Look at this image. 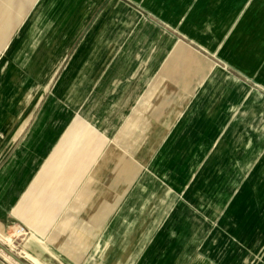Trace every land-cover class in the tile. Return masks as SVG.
<instances>
[{"label": "crops", "instance_id": "0c3cea01", "mask_svg": "<svg viewBox=\"0 0 264 264\" xmlns=\"http://www.w3.org/2000/svg\"><path fill=\"white\" fill-rule=\"evenodd\" d=\"M17 225L46 264H252L264 0H0V232Z\"/></svg>", "mask_w": 264, "mask_h": 264}, {"label": "bare ground", "instance_id": "6f19581e", "mask_svg": "<svg viewBox=\"0 0 264 264\" xmlns=\"http://www.w3.org/2000/svg\"><path fill=\"white\" fill-rule=\"evenodd\" d=\"M18 231L15 228V230L5 233V232H0V242L5 243L8 247L10 246L11 248L15 247L17 238H18ZM9 247V248H10ZM12 250V249H11ZM0 252L2 255L9 261L11 264H20L16 260H14L10 255L5 253L1 248ZM24 258L30 261L32 264H46L45 262L41 261L38 257H35L32 253H30L28 250L24 249L23 251ZM13 259V260H12Z\"/></svg>", "mask_w": 264, "mask_h": 264}, {"label": "rangeland", "instance_id": "374dc122", "mask_svg": "<svg viewBox=\"0 0 264 264\" xmlns=\"http://www.w3.org/2000/svg\"><path fill=\"white\" fill-rule=\"evenodd\" d=\"M26 228V227H25ZM17 229V228H16ZM28 231V229H26ZM18 238H17V241H16V244H15V247L11 248L10 246V249H12V251L14 253H16L19 257H21L26 263L28 264H32L30 261H28L27 259L24 258V255H23V252H21L22 249H24L22 246L19 247L18 246V242H21L23 243L25 241V244H28L30 246H33V243L31 240H28V238L31 236V233H29L28 231V234L27 235H22L18 232ZM3 243V242H2ZM6 247H8L5 243H3ZM8 247V248H9ZM1 253V252H0ZM2 257V256H1ZM3 258V257H2ZM13 260V259H12ZM264 261V252H262L260 255H257L256 257H254V260L252 262V264H260V262H263ZM11 264V263H10Z\"/></svg>", "mask_w": 264, "mask_h": 264}, {"label": "water", "instance_id": "95a60500", "mask_svg": "<svg viewBox=\"0 0 264 264\" xmlns=\"http://www.w3.org/2000/svg\"><path fill=\"white\" fill-rule=\"evenodd\" d=\"M0 248L10 255L14 260L19 262L20 264H28L21 257H19L16 253H14L10 248L6 247L3 243L0 242Z\"/></svg>", "mask_w": 264, "mask_h": 264}, {"label": "built area", "instance_id": "2783aa9c", "mask_svg": "<svg viewBox=\"0 0 264 264\" xmlns=\"http://www.w3.org/2000/svg\"><path fill=\"white\" fill-rule=\"evenodd\" d=\"M17 231L22 235H27L28 231L26 230V228L23 225H17Z\"/></svg>", "mask_w": 264, "mask_h": 264}]
</instances>
